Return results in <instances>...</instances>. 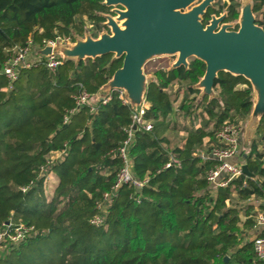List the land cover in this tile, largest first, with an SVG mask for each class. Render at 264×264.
<instances>
[{
	"label": "trees",
	"instance_id": "1",
	"mask_svg": "<svg viewBox=\"0 0 264 264\" xmlns=\"http://www.w3.org/2000/svg\"><path fill=\"white\" fill-rule=\"evenodd\" d=\"M216 1L219 7L207 8L203 24L222 11L225 22L238 19L239 0ZM263 5L251 3L264 30ZM112 8L103 0H0V63L29 37L38 45L58 34L83 38L91 23L96 38ZM121 65L122 58L109 53L65 57L54 71L42 58L11 82L0 74V232L7 227L0 264H257L251 216L264 211L253 202L264 190V114L243 159L253 178L242 174L212 192L206 173L214 161L195 154L224 120L251 114L250 82L220 71L216 95L208 96L198 87L205 72L200 59L189 58L186 67L155 64L144 91V118L152 129L135 130L129 147L134 174L148 183L139 191L123 184L103 202L121 164L115 150L131 122L132 105L107 87ZM182 83L179 92L167 91ZM80 85L92 96L106 88L109 100L85 104L64 122ZM170 153L180 167L164 168ZM49 173L57 178L51 194L44 187ZM96 214L103 215L100 225L90 223ZM19 225L28 232L12 242L8 233Z\"/></svg>",
	"mask_w": 264,
	"mask_h": 264
},
{
	"label": "water",
	"instance_id": "2",
	"mask_svg": "<svg viewBox=\"0 0 264 264\" xmlns=\"http://www.w3.org/2000/svg\"><path fill=\"white\" fill-rule=\"evenodd\" d=\"M214 1L103 0L104 5L114 7L115 18L105 15L109 32L98 38L87 35L61 51L66 58L76 60L109 53L122 58L107 87L124 89L133 105L144 96L148 80L143 67L148 60L177 55L172 67H186L189 58H198L205 63L198 82L203 95L212 94L220 71L243 76L256 95L251 115L258 120L264 114V30L255 23L250 3L241 7L237 29L228 24L219 26L224 15H212L204 25L202 18ZM49 51L47 47L42 53ZM241 168L243 174L253 177L246 163Z\"/></svg>",
	"mask_w": 264,
	"mask_h": 264
},
{
	"label": "built area",
	"instance_id": "3",
	"mask_svg": "<svg viewBox=\"0 0 264 264\" xmlns=\"http://www.w3.org/2000/svg\"><path fill=\"white\" fill-rule=\"evenodd\" d=\"M209 21L210 19L206 24H208ZM93 27V24L88 23L86 25L85 35L87 32L91 36L90 30ZM102 32L103 30L100 33ZM106 32H109V30H106ZM79 38L80 37L75 34H58L54 38L46 39L43 44L38 45L31 37H29L23 45L15 46L13 48L12 55L0 63V74H3L8 82H11L17 77L21 68L29 67L34 62L42 58L45 66L50 71H54L65 58L61 50L63 48L71 47ZM47 47L50 48V51L43 54L42 50ZM175 87L178 88V84L169 86L167 91L169 93H174ZM116 90L118 92V97L123 104L132 105L131 122L126 130L125 138L115 150V154L119 157L121 164L116 173L113 186L103 195V202H107L113 193L123 184H128L132 186L135 191H139L148 183L147 176L139 178L134 174L133 163L129 154V147L133 141L134 131L137 129L150 131L152 129L151 122L144 118L145 111L148 108V103L143 96L142 101L138 105H133L124 89ZM92 98L93 96L81 87L80 91L74 96V107L64 116V122H67L69 115L76 111L77 108L85 104H89ZM101 99L103 103H106L109 100V96L104 95ZM200 122L201 120L198 118L195 122V126H200ZM242 136L243 121L236 122L226 119L220 124L219 128L214 131L213 136L208 137V140L203 143V147L196 151L195 154H198L200 157L214 161V164L207 170L206 173V181L212 192H215L218 188L226 187L232 179L243 174L241 165L244 161H238L244 153ZM60 154L61 152L55 153L54 158L59 157ZM235 159H237V161ZM180 166L181 162L178 156L170 153L164 168H178ZM243 175L245 177H249L245 174ZM47 176L44 184L45 192L51 194L55 182L54 184H51L52 182L49 181L51 174ZM242 185H246L245 180H243ZM23 190H25V188H23ZM131 197L136 198V192L135 194H132ZM103 202L99 203L97 206L102 207ZM253 202L255 204L257 202L264 204V190L261 198L259 200H254ZM251 217L253 220V228L250 240L252 241L253 251L257 259V264H264V235H261V231L264 229V211L257 210ZM103 219V215L96 214L92 217L90 223L100 225L103 222ZM7 226L9 227V224H7ZM6 228L0 232V242L7 233ZM27 232L28 228L23 225H19L14 228L12 233H8V238L12 242H19L24 238Z\"/></svg>",
	"mask_w": 264,
	"mask_h": 264
},
{
	"label": "rangeland",
	"instance_id": "4",
	"mask_svg": "<svg viewBox=\"0 0 264 264\" xmlns=\"http://www.w3.org/2000/svg\"><path fill=\"white\" fill-rule=\"evenodd\" d=\"M201 0H196V2L194 3V4H197V3H199ZM216 1V0H215ZM215 1L212 3V5H214L216 8H218L219 7V4L217 3V1H216V3H215ZM246 3H250L251 4V0H240V8H239V15H240V10H241V7L244 5V4H246ZM114 8V7H113ZM112 8V9H113ZM112 9L109 11V12H106V15H111V16H113V17H115V14L112 12ZM225 14V11H222V13L220 14V15H224ZM212 15H214V16H216V17H218V16H220V15H216V14H212ZM211 15V16H212ZM222 24H228V25H230V26H232V28L233 29H235V26L238 24V26H239V17H238V19L237 20H233V21H230V22H225L224 20H222V22L220 23V25L219 26H221ZM106 30L108 31L109 30V28L108 27H106V29H103V32L102 33H105L106 32ZM102 33H100V34H102ZM100 34L96 37V38H98L99 36H100ZM87 35H90L89 33H87L86 32V35L83 37V38H79L80 40H84L85 39V37L87 36ZM91 37L92 38H95L94 36H92L91 35ZM176 58H177V55H164V56H157V57H155V58H152V59H150V61L148 60L146 63H145V65H144V67H143V71H144V73H145V75H146V78H147V80L149 81L150 79H153L154 78V74H153V70H154V67H155V64L156 65H158L159 67L160 66H164V65H166V64H168V65H172V63L176 60ZM177 86V85H176ZM178 88L177 87H175V89H174V93H171V94H175L178 90H179V88H181L182 86H183V83L182 84H178ZM200 91H201V89H200ZM179 92V91H178ZM181 92V91H180ZM105 94H103V95H101V96H99L100 98L101 97H103ZM181 95V93H179V96ZM216 95V93H215V91H213L212 92V94L211 95H209V96H215ZM179 100V99H178ZM255 101H256V95H255V93H254V103H255ZM178 102V101H177ZM252 113V112H251ZM256 121H257V118H255V117H252V115L250 114L246 119H245V121L243 120V135H244V141H245V143H244V145H243V149H244V153H243V157L247 154V152L249 151V146H250V140H251V138H252V136H253V129H254V126H255V124H256ZM179 136L180 137H182V135H180L179 134ZM179 144H180V142H179ZM51 174V176H50V178H49V181L50 182H52L51 184H54V182L56 183L57 182V178H56V176L54 175V174H52V173H49L48 175H50ZM47 178H48V176H47ZM49 194V193H48ZM251 234H252V231H251Z\"/></svg>",
	"mask_w": 264,
	"mask_h": 264
},
{
	"label": "crops",
	"instance_id": "5",
	"mask_svg": "<svg viewBox=\"0 0 264 264\" xmlns=\"http://www.w3.org/2000/svg\"><path fill=\"white\" fill-rule=\"evenodd\" d=\"M240 1V0H239ZM251 3H252V0H251ZM263 11H264V5H263V9H262ZM106 93V88H103L98 94H96V95H94L93 96V98L91 99V101H90V103L91 104H93L94 103V101L95 100H97V99H99L100 97L99 96H101V95H103V94H105ZM198 119V118H197ZM196 119V120H197ZM200 119V118H199ZM196 120L195 121H193V125H194V127H196L195 126V122H196ZM245 121V120H244ZM201 123V122H200ZM254 130V129H253ZM180 135H182V136H184L185 135V132H180L179 133ZM253 137V136H252ZM252 139V138H251ZM208 140V137H206V138H204V141H203V143L204 142H206ZM251 141V140H250ZM244 143H245V141H244V135L242 136V144L244 145ZM243 159H244V157H243V155L238 159V161H243ZM236 161H237V159H235Z\"/></svg>",
	"mask_w": 264,
	"mask_h": 264
}]
</instances>
